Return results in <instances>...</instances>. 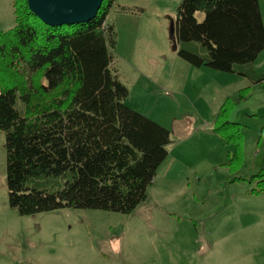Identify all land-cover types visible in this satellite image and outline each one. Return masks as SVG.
<instances>
[{
  "label": "trees",
  "instance_id": "16d2710c",
  "mask_svg": "<svg viewBox=\"0 0 264 264\" xmlns=\"http://www.w3.org/2000/svg\"><path fill=\"white\" fill-rule=\"evenodd\" d=\"M11 3L15 24L0 31L9 206L19 215L60 208L130 213L145 200L172 140L168 129L124 103L128 89L113 66L116 38L106 22L115 0H102L89 21L60 26L36 17L26 0ZM175 13L180 58L263 80L246 68L264 49L258 0H181ZM248 89L227 96L212 122V131L234 145L227 157L237 166L242 126L231 113ZM51 177H62V186L46 191L33 184Z\"/></svg>",
  "mask_w": 264,
  "mask_h": 264
},
{
  "label": "rangeland",
  "instance_id": "374dc122",
  "mask_svg": "<svg viewBox=\"0 0 264 264\" xmlns=\"http://www.w3.org/2000/svg\"><path fill=\"white\" fill-rule=\"evenodd\" d=\"M180 2L115 0L106 15L116 38L113 66L128 89L124 103L172 140L145 200L127 214L60 208L19 215L7 201L0 131V264H264L263 155L251 165L257 135L253 125L242 127L247 156L229 164L234 145L212 131V121L221 94L236 83L212 78H238L203 66L206 74L197 76L198 67L177 55ZM259 6L264 18V0ZM14 24L11 0H0V31ZM63 181L33 184L52 191Z\"/></svg>",
  "mask_w": 264,
  "mask_h": 264
},
{
  "label": "crops",
  "instance_id": "0c3cea01",
  "mask_svg": "<svg viewBox=\"0 0 264 264\" xmlns=\"http://www.w3.org/2000/svg\"><path fill=\"white\" fill-rule=\"evenodd\" d=\"M260 13H261L262 22L264 25V18H263L261 9H260ZM201 68L202 67H198V70H196L195 75L198 76L197 72H200L201 74L203 73L206 74V71H199V70H202ZM246 68L248 72H251V74L254 76H264V49L257 55L253 63L251 65H247ZM217 72H221V71H217ZM230 74H232V76H237L238 79L234 77H226L225 75H215L212 79L214 80V78L215 79L225 78L227 81H229L227 82V84H225V86L231 84L232 82L236 83L235 87H230V88L228 87L221 94L222 96L220 98V104L227 96H232L238 90L245 88V87H249L247 95L241 100H239L237 104L235 105L231 113V119L235 122L240 123L243 127L244 132H246L247 130H250L251 125L254 126L253 128L254 133L255 135H257L256 141H255V148H256L255 152L256 153L254 154L253 160L251 161V165L255 166L256 164L254 163H256L255 160H256V157L259 155V153L263 155L264 157V78L260 82H251L245 76L237 75L234 73H230ZM213 80H212V83H213ZM215 85L218 88H222V91L225 88L224 84H220L218 82H215ZM239 106H242L240 110H239ZM243 151L245 153L244 157L247 156L246 146ZM245 160H244V163L246 164ZM244 163L243 165H245ZM260 168H263V166L257 167V169H260ZM248 171H252L251 168Z\"/></svg>",
  "mask_w": 264,
  "mask_h": 264
},
{
  "label": "water",
  "instance_id": "95a60500",
  "mask_svg": "<svg viewBox=\"0 0 264 264\" xmlns=\"http://www.w3.org/2000/svg\"><path fill=\"white\" fill-rule=\"evenodd\" d=\"M29 10L51 26L74 24L93 18L102 0H26Z\"/></svg>",
  "mask_w": 264,
  "mask_h": 264
}]
</instances>
